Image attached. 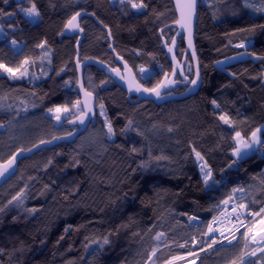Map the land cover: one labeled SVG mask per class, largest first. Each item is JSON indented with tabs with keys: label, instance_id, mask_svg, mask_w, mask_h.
<instances>
[{
	"label": "trees",
	"instance_id": "16d2710c",
	"mask_svg": "<svg viewBox=\"0 0 264 264\" xmlns=\"http://www.w3.org/2000/svg\"><path fill=\"white\" fill-rule=\"evenodd\" d=\"M142 2L146 7L134 12L128 0L115 5L109 0H0L5 33L0 64L15 73L0 68V162L74 130L57 127L46 112L79 102L76 37L58 40L77 12L92 14L109 29L114 51L135 74L139 67L153 70L147 80L138 79L145 88L152 89L170 73L158 31L175 22L173 4ZM32 4L40 14L34 23L21 11ZM261 8L264 0H199L194 47L200 85L186 99L158 105L131 98L130 103L103 73L87 68L95 92L86 87L85 71L84 86L95 95L97 107L96 124L86 132L99 129L101 119L103 149L90 153L81 146L85 132L73 143L18 162L16 174L0 188V264H165L210 244L190 248L203 241L218 206L234 189H242L243 204L255 217L264 207V143L239 161L231 151L235 132L247 138L264 124ZM80 26L85 34L81 58L115 67L106 33L89 17ZM174 32L168 29L162 37L169 41ZM12 41L21 46L17 51ZM243 43L248 46H238ZM184 52L180 38L177 57ZM239 53L249 58L225 70L215 67ZM187 65L189 58L185 69ZM187 69L191 76L185 75L192 78V66ZM184 90L178 87L173 93ZM197 152L207 168L217 167L207 182L197 168ZM190 217L201 223L188 225ZM259 218L264 220V213ZM243 233L229 245L202 253L196 264H264V244L256 247L248 229Z\"/></svg>",
	"mask_w": 264,
	"mask_h": 264
},
{
	"label": "water",
	"instance_id": "95a60500",
	"mask_svg": "<svg viewBox=\"0 0 264 264\" xmlns=\"http://www.w3.org/2000/svg\"><path fill=\"white\" fill-rule=\"evenodd\" d=\"M171 2L173 4L176 20L174 23L158 31L161 50L164 52L166 60L171 66V72L164 75L160 82L152 88L159 92V96L156 95V91H146L148 88H145L140 83L135 72L114 51V43L109 29L103 27L92 14L83 11L77 12L80 13V15L73 21L74 24L78 25V27L75 28L68 26L69 20H71L75 14L66 22L58 36V40L60 41L61 38L76 37L74 46L75 56L73 60L76 73V84L74 88L79 96L81 112L65 123L66 127H72L74 130L67 135L39 142L28 150H20L6 161L0 162V188L16 174L17 164L20 160L29 158L40 150L49 149L58 144L73 143L80 135L86 132L89 126H94L96 124V97L94 94L87 91L84 86V71L86 68H94L103 73L115 86L126 94V100L130 103H132L131 98H135V103L147 100L161 105L171 101L186 99L197 92L200 85V75L194 47V33L197 23L199 0H195L194 9L189 7V0H171ZM84 17L91 18L95 24L106 33L107 42L109 43L108 51L114 58L115 67H111L96 59L81 58L79 49L85 34L80 26V21ZM168 29H174L175 31L170 42L162 37L163 32ZM189 31L191 32V46L189 45ZM180 38L183 39L185 47V52L181 59L176 55ZM169 49H171V51H169ZM187 58H189L193 69L192 79L185 75ZM192 80H196L195 85L191 83ZM177 87L186 89L181 93L175 94L173 91ZM137 88H139V90H137ZM81 121H83V123H81Z\"/></svg>",
	"mask_w": 264,
	"mask_h": 264
},
{
	"label": "rangeland",
	"instance_id": "374dc122",
	"mask_svg": "<svg viewBox=\"0 0 264 264\" xmlns=\"http://www.w3.org/2000/svg\"><path fill=\"white\" fill-rule=\"evenodd\" d=\"M14 1H19V0H14ZM112 4H122L121 0H109ZM126 2V0H123V3ZM133 2V1H132ZM134 12H139L140 9H134ZM24 16L25 18L30 21L31 23H34L36 21L37 18H29L28 16H26L25 12H24ZM4 31L0 28V38H2L4 36ZM171 40V39H170ZM170 40L168 42H170ZM11 45L13 46V49L15 51H17L21 46L18 45V44H15L13 45L11 43ZM244 47L242 48H245L248 46V43H243ZM246 58H249L248 55L246 53H239L235 56H231V57H227L225 59H222L221 61H218L215 63V67L217 69H220V70H225V67L230 64V63H233V62H237V61H240V60H244ZM190 65H191V62H190ZM190 65H187L186 66V69H185V73L186 75H190L191 76V71H189L187 69L188 66ZM192 66V65H191ZM88 74H89V70L86 68L85 69V83H86V87L88 88L89 91L91 92H95L94 88L92 87L93 83H92V80L88 79ZM136 74H137V77L138 79H140L141 81H145L147 80L150 75L153 74V70L152 69H145L144 67H139L137 68L136 70ZM57 108H60L61 110L59 112L56 111ZM64 109H67V111H64ZM98 114L101 113V109L98 108ZM81 112V109H80V105H79V102L76 103L72 108H64V107H56V108H53L52 111H47L46 112V116L53 120L54 121V124L57 126V127H62L63 124L66 123V121L69 120V118L79 114ZM59 117V119L57 118ZM100 122V125H98L100 128L99 129H91L89 131H87L80 139H79V144L81 146H85V148L87 150L90 151V153H98L100 151H102V147H103V139H102V131H101V127H102V120L99 119L98 120V124ZM260 129V131H257V129L254 131L256 133V137L255 139H258L261 141V133L264 132V124L262 127L258 128ZM253 132V133H254ZM236 133H234L233 135V142H234V148L233 150L231 151V156L232 158L235 160V161H239L249 155H251L252 153L256 152V150L259 148L260 146V143H256V144H253V149L251 150H247V154L246 155H243L242 157H239L237 155L234 154V149L237 147V137H236ZM253 133L250 134L249 137L245 138L243 137L241 134H240V138H242L244 141L252 144L253 143ZM194 157H195V160L197 161V168L199 170V173L201 175V177L203 178V180H205V173H207L209 170L211 171V173H213L214 171H216L217 167H215L214 169H209L207 167H203V170H202V166L204 165L203 164V161L198 159L197 156H196V153L194 154ZM236 203L237 205H241L243 204V201H242V192L241 191H236L232 197L226 199L224 202H222L219 206H218V209L221 208L223 205L225 204H228V203ZM244 205V204H243ZM244 211L246 213H248L247 209H246V206L244 205ZM249 214V213H248ZM250 215V214H249ZM260 216H255V217H252V220L253 218L255 219L250 225H249V228L252 229L251 232H249V235H250V240L251 242L253 243V245H255L256 247H260L261 245L264 244V239H258L259 235L256 234L257 231H263L264 232V220L262 218H259ZM213 220V219H212ZM211 220V221H212ZM251 219H249L248 221H250ZM211 221L209 222V224L211 223ZM209 226V225H208ZM208 230V228H207ZM207 232V231H206ZM255 235L256 239L255 240H252L251 237ZM256 240H262L261 243L259 244L258 241ZM207 239L204 235L203 237V241L202 242H199V241H196L194 243H192L191 247L192 249H196L197 247H199V245H204L206 243ZM211 244H213V241L210 240ZM209 247V245L205 248H202L201 250H198V251H195V252H191V253H188V254H185V255H182V256H179V257H182V259H177L176 257V260H177V264H185L187 261H190V260H194L197 262V257L199 256V254L195 257H193V255L199 251H202L204 249H207ZM167 264V263H166Z\"/></svg>",
	"mask_w": 264,
	"mask_h": 264
},
{
	"label": "built area",
	"instance_id": "2783aa9c",
	"mask_svg": "<svg viewBox=\"0 0 264 264\" xmlns=\"http://www.w3.org/2000/svg\"><path fill=\"white\" fill-rule=\"evenodd\" d=\"M217 211L218 212L216 216L209 224L212 226L213 231L209 232L208 228L205 234V237L207 239L206 242H211L210 240H215L216 242L212 244V247H208L207 249L195 253L193 257L215 248L233 243L237 240L241 233L249 228V225L255 220L254 218L252 220V216L246 213L244 209L240 207V205H237L234 202L223 205ZM237 216H239L240 218L237 219ZM249 219L251 220L248 221ZM200 223L201 220L195 217L194 219H187V224L191 226L199 225ZM237 229H239V231H237ZM229 241H231V243H229ZM256 241H258L260 244L262 240ZM176 262V258H173L169 260L167 264H177Z\"/></svg>",
	"mask_w": 264,
	"mask_h": 264
},
{
	"label": "snow or ice",
	"instance_id": "6c2138e0",
	"mask_svg": "<svg viewBox=\"0 0 264 264\" xmlns=\"http://www.w3.org/2000/svg\"><path fill=\"white\" fill-rule=\"evenodd\" d=\"M5 2H7V0H5ZM121 2L123 3V0H121ZM128 2L131 4V7L134 8V9H142V8L146 7V5L143 4L142 0H141L140 3H134V2H132V0H128ZM194 6H195V0H189V7L194 9ZM257 10L258 11H264V8L257 9ZM0 11H2V10H0ZM21 11L25 12L26 16H28L29 18H33V19L34 18H38L39 15H40L35 4H32V6L30 8H28V9H21ZM79 15H80V13H76L71 18V20H69V22H68V26L69 27H72V28L78 27V25L74 24L73 21H75ZM12 44L15 45L16 41H12ZM189 45L191 46V32L190 31H189ZM39 46L42 47L43 45H39ZM238 46L239 47H244L243 44H240ZM169 51H171V49H169ZM0 68H4L5 71H7V72L11 73L13 76H15V73L12 71L11 68H5V66L3 64H0ZM21 75H23V73H21ZM191 83L193 85H195L196 84V80H192ZM137 90H139V88H137ZM146 91H156V90L155 89H152V90L146 89ZM156 95L159 96V92L158 91H156ZM212 103L215 104L216 102L213 101ZM60 110H61L60 108L56 109L57 112H59ZM49 111H52V109H49ZM64 111H67V109H64ZM57 118L59 119V117H57ZM220 119L224 120L225 123H229L228 119L225 116H221ZM81 123H83V121H81ZM129 123H131V122H129ZM0 127H2V125H0ZM107 127H108L109 136L113 135L114 133H113V129H112L111 123H108ZM169 130L171 131V129H169ZM257 131H260V129H257ZM236 137L238 139H237V147L234 149V154L239 156V157H242L243 155H246L247 154V150L253 149V144L264 143V141H260L258 139H255V137H256V133L255 132L253 133V138L254 139H253V143L252 144H250V143L244 141L242 138H240V133L239 132L236 133ZM133 151H135V149H133ZM196 156H197L198 159L203 160V157L200 155L199 152L196 153ZM206 166H207L206 164L203 165L202 166V170H203V167H206ZM210 177H211V171L209 170L207 173H205V182H207V180ZM233 191L234 192L235 191H242V189H239V190L234 189ZM240 207L244 208V205L241 204ZM262 213H264V207L260 208L259 211L255 212V215L256 216H260ZM236 218L239 219L240 217L237 216ZM190 219H194V217H190ZM208 228H209V232L213 231L211 225H209ZM237 231H239V229H237ZM251 231H252V229L248 228V232H251ZM242 235L247 236V232L243 233ZM156 238L159 239L160 238V234H158ZM251 239L255 240L256 239L255 235H253L251 237ZM261 239H264V237H262ZM215 242L216 241L213 240V243H215ZM104 243H108V240L105 239ZM229 243H231V241H229ZM181 247H183V245H181ZM209 247H212V244H209ZM261 250L264 251V249H261ZM153 254H155V250L153 251ZM254 254L255 253H253V255ZM177 259H182V257H177Z\"/></svg>",
	"mask_w": 264,
	"mask_h": 264
},
{
	"label": "bare ground",
	"instance_id": "6f19581e",
	"mask_svg": "<svg viewBox=\"0 0 264 264\" xmlns=\"http://www.w3.org/2000/svg\"><path fill=\"white\" fill-rule=\"evenodd\" d=\"M256 234L259 235L258 239H260L261 237H264L263 231H257ZM185 264H196V261L190 260V261H187Z\"/></svg>",
	"mask_w": 264,
	"mask_h": 264
},
{
	"label": "flooded vegetation",
	"instance_id": "af4514ba",
	"mask_svg": "<svg viewBox=\"0 0 264 264\" xmlns=\"http://www.w3.org/2000/svg\"><path fill=\"white\" fill-rule=\"evenodd\" d=\"M170 72H171V71H170ZM192 75H193V74H192ZM161 79H162V78H161ZM161 79H160V80H161ZM177 79H178V78H177ZM191 79H192V78H191ZM159 82H160V81H159ZM159 82H158V83H159ZM158 83H157V84H158ZM157 84H156V85H157ZM156 85H154V87H155ZM177 88H178V87H177ZM182 88H183V87H182ZM185 89H186V88H185ZM174 91H175V90H174Z\"/></svg>",
	"mask_w": 264,
	"mask_h": 264
}]
</instances>
